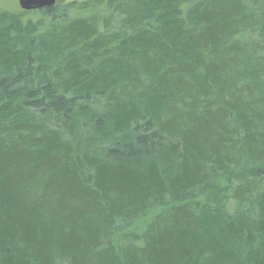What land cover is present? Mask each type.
<instances>
[{
  "label": "trees",
  "instance_id": "obj_1",
  "mask_svg": "<svg viewBox=\"0 0 264 264\" xmlns=\"http://www.w3.org/2000/svg\"><path fill=\"white\" fill-rule=\"evenodd\" d=\"M60 2L0 9V264H264V0Z\"/></svg>",
  "mask_w": 264,
  "mask_h": 264
},
{
  "label": "bare ground",
  "instance_id": "obj_2",
  "mask_svg": "<svg viewBox=\"0 0 264 264\" xmlns=\"http://www.w3.org/2000/svg\"><path fill=\"white\" fill-rule=\"evenodd\" d=\"M149 150V147H148ZM113 158L108 159L105 162V165L111 166L114 168L122 167L129 171L138 170L140 167L143 171L147 168L148 163L150 162L151 158L148 156H143L138 152H127L124 156L125 158L121 157L120 155L116 154L115 152Z\"/></svg>",
  "mask_w": 264,
  "mask_h": 264
},
{
  "label": "water",
  "instance_id": "obj_3",
  "mask_svg": "<svg viewBox=\"0 0 264 264\" xmlns=\"http://www.w3.org/2000/svg\"><path fill=\"white\" fill-rule=\"evenodd\" d=\"M58 0H16L19 9L23 12L50 9Z\"/></svg>",
  "mask_w": 264,
  "mask_h": 264
},
{
  "label": "rangeland",
  "instance_id": "obj_4",
  "mask_svg": "<svg viewBox=\"0 0 264 264\" xmlns=\"http://www.w3.org/2000/svg\"><path fill=\"white\" fill-rule=\"evenodd\" d=\"M70 1V0H61L60 4L62 5L63 2ZM0 9L15 12L18 10L16 5V0H0Z\"/></svg>",
  "mask_w": 264,
  "mask_h": 264
}]
</instances>
